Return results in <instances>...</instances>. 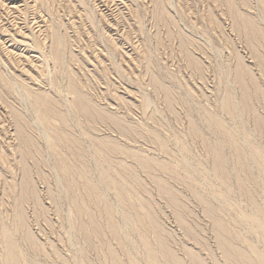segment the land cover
<instances>
[{"label":"rangeland","instance_id":"rangeland-1","mask_svg":"<svg viewBox=\"0 0 264 264\" xmlns=\"http://www.w3.org/2000/svg\"><path fill=\"white\" fill-rule=\"evenodd\" d=\"M263 165L264 0H0V264H264Z\"/></svg>","mask_w":264,"mask_h":264},{"label":"bare ground","instance_id":"bare-ground-1","mask_svg":"<svg viewBox=\"0 0 264 264\" xmlns=\"http://www.w3.org/2000/svg\"><path fill=\"white\" fill-rule=\"evenodd\" d=\"M13 29V28H12ZM14 30V29H13ZM15 32V31H14ZM15 34H17V32L15 33ZM239 77V76H238ZM241 79V78H240ZM76 88V87H75ZM245 88V87H244ZM74 109L75 110H78V111H81V112H84L85 111V113H88V111H87V109L85 108V106H84V103H83V100H82V98L80 97V95H78L77 96V101H76V103H75V106H74ZM215 120V122L218 124V126H221V123H220V121L218 120V119H214ZM220 128V127H219ZM221 128H222V126H221ZM222 131V130H221ZM224 131V130H223ZM222 131V132H223ZM225 133V132H224ZM219 153V152H218ZM98 154H100V156L102 155V152H99ZM217 154V153H216ZM238 155H239V160L238 161H240L241 163L243 162L244 163V153H242L241 151H239L238 152ZM217 157H219L218 155H216ZM261 156V155H260ZM222 157V156H221ZM62 159H61V161H64V159H63V157H61ZM223 158V157H222ZM216 159V158H215ZM223 162H224V160L222 161V159L219 157V158H217V161L215 162V163H217V165H218V168L219 169H217L218 171L220 170V173H222L221 172V170H223V166H225L224 164H223ZM223 165V166H222ZM264 166V165H263ZM216 167V166H215ZM62 170H63V172L64 173H66V174H70V173H72V167L70 166V165H67V164H63L62 165ZM106 175V174H105ZM88 188L91 190V192H95V190H94V188L92 187V186H90V185H88ZM254 203V202H253ZM261 208V207H260ZM111 210L109 209V208H107V214L109 215V224H110V227L111 228H115V226H114V223H113V220H112V217H111ZM22 221V220H21ZM220 230H221V234H223L224 235V231H223V229L222 228H220ZM8 234V233H7ZM5 237H6V242H7V263L8 264H18L17 263V259H16V256H15V253H16V250H15V248H14V245H13V243H12V241H10V238L8 237V235H5ZM221 241L223 242V244H224V248H225V250H226V252H231L232 251V245L229 243V241L228 240H226L224 237H221ZM164 242V241H163ZM160 243H161V241H160ZM166 244V243H165ZM162 246V249L164 250V251H166L167 252V254H170L171 252H169V251H171V250H167V246L165 247L163 244L161 245ZM173 253V252H172ZM17 254V253H16ZM258 254V253H257ZM171 255V254H170ZM173 255V254H172ZM171 255V257H169L170 259H171V262H175V263H178L179 264V262L180 261H178V259L176 258V257H173ZM232 256V255H231ZM244 256H245V253H241V252H239V257H243L244 258ZM151 260L152 261H154V257H153V254L151 253ZM241 259V258H240ZM19 260V259H18ZM245 260V259H244ZM247 260V259H246ZM263 260V259H262ZM264 261V260H263ZM248 262V261H247ZM246 262V264H248ZM262 262V261H261ZM117 264H120L119 262H117Z\"/></svg>","mask_w":264,"mask_h":264}]
</instances>
